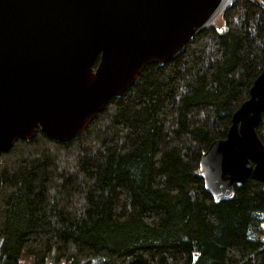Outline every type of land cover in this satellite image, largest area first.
<instances>
[{
	"label": "trees",
	"instance_id": "trees-1",
	"mask_svg": "<svg viewBox=\"0 0 264 264\" xmlns=\"http://www.w3.org/2000/svg\"><path fill=\"white\" fill-rule=\"evenodd\" d=\"M222 20L78 139L38 131L0 155V264H264V183L217 199L201 165L262 72L264 0Z\"/></svg>",
	"mask_w": 264,
	"mask_h": 264
},
{
	"label": "water",
	"instance_id": "water-1",
	"mask_svg": "<svg viewBox=\"0 0 264 264\" xmlns=\"http://www.w3.org/2000/svg\"><path fill=\"white\" fill-rule=\"evenodd\" d=\"M234 1L0 0V155L38 131L63 144L78 139L111 98L148 66L178 58ZM263 116L264 66L226 139L201 159L217 199L251 177L264 183Z\"/></svg>",
	"mask_w": 264,
	"mask_h": 264
},
{
	"label": "rangeland",
	"instance_id": "rangeland-1",
	"mask_svg": "<svg viewBox=\"0 0 264 264\" xmlns=\"http://www.w3.org/2000/svg\"><path fill=\"white\" fill-rule=\"evenodd\" d=\"M255 1H257V0H255ZM218 28H220V29H222V28H224V23H223V20L221 19V20H219V21H217V23L215 24Z\"/></svg>",
	"mask_w": 264,
	"mask_h": 264
},
{
	"label": "built area",
	"instance_id": "built-area-1",
	"mask_svg": "<svg viewBox=\"0 0 264 264\" xmlns=\"http://www.w3.org/2000/svg\"><path fill=\"white\" fill-rule=\"evenodd\" d=\"M263 227H264V225H263Z\"/></svg>",
	"mask_w": 264,
	"mask_h": 264
},
{
	"label": "bare ground",
	"instance_id": "bare-ground-1",
	"mask_svg": "<svg viewBox=\"0 0 264 264\" xmlns=\"http://www.w3.org/2000/svg\"><path fill=\"white\" fill-rule=\"evenodd\" d=\"M181 56V55H180Z\"/></svg>",
	"mask_w": 264,
	"mask_h": 264
}]
</instances>
